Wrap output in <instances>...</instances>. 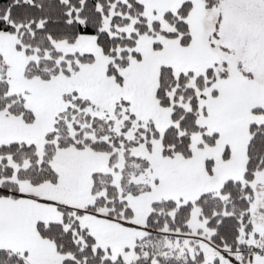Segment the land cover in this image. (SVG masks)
<instances>
[{
  "label": "snow or ice",
  "instance_id": "obj_1",
  "mask_svg": "<svg viewBox=\"0 0 264 264\" xmlns=\"http://www.w3.org/2000/svg\"><path fill=\"white\" fill-rule=\"evenodd\" d=\"M0 264H264V0H0Z\"/></svg>",
  "mask_w": 264,
  "mask_h": 264
}]
</instances>
